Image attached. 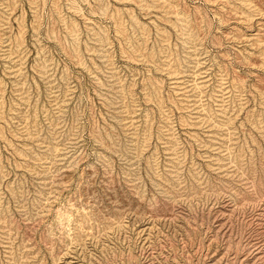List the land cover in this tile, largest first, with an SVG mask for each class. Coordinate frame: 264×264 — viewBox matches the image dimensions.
Instances as JSON below:
<instances>
[{"label":"rangeland","instance_id":"obj_1","mask_svg":"<svg viewBox=\"0 0 264 264\" xmlns=\"http://www.w3.org/2000/svg\"><path fill=\"white\" fill-rule=\"evenodd\" d=\"M0 264H264V0H0Z\"/></svg>","mask_w":264,"mask_h":264}]
</instances>
